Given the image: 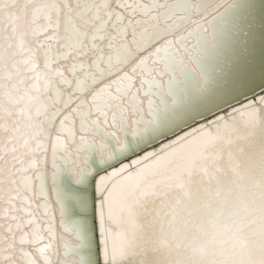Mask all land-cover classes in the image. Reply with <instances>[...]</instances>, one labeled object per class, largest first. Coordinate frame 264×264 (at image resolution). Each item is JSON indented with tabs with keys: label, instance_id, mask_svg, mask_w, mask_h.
<instances>
[{
	"label": "snow or ice",
	"instance_id": "1",
	"mask_svg": "<svg viewBox=\"0 0 264 264\" xmlns=\"http://www.w3.org/2000/svg\"><path fill=\"white\" fill-rule=\"evenodd\" d=\"M257 65L264 0H0V264H264Z\"/></svg>",
	"mask_w": 264,
	"mask_h": 264
},
{
	"label": "bare ground",
	"instance_id": "2",
	"mask_svg": "<svg viewBox=\"0 0 264 264\" xmlns=\"http://www.w3.org/2000/svg\"><path fill=\"white\" fill-rule=\"evenodd\" d=\"M256 69H259V66L257 65L256 67H255ZM255 68H253V69H244V70H242L239 74H237L236 76H235V78H234V80H233V83H232V86L231 87H238L239 85H241L242 83H244L245 81H246V79H247V75L249 74V75H253L254 74V72H256V71H254L255 70ZM255 75V74H254ZM257 79V78H256ZM261 80V79H260ZM247 83H248V81H247ZM241 87V86H240ZM248 87V86H247ZM247 87H245V88H247ZM241 88H243V87H241ZM245 88H243L242 90L240 89L239 91H238V88H237V90L236 91H238L239 93H240V96H241V93L243 92V90H245L243 93H245V92H247L246 90H248V88L247 89H245ZM264 88V82H262V83H259V84H255V85H252V87H251V89L247 92V93H245L244 95H246V96H244V97H247L248 95H251V94H253V93H255V92H257V91H259V90H261V89H263ZM233 89H236V88H233ZM234 91V90H233ZM242 91V92H241ZM243 93H242V95H243ZM239 95H238V97L237 96H235V98L236 99H231L232 100V103L234 104V103H236L237 102V100L238 101H240L242 98H244V97H240ZM49 172H51V168H49ZM54 207H55V204L53 205ZM57 231H58V233H59V228H57ZM68 239H69V241L70 242H72V243H75V241L74 240H72V238L71 237H68Z\"/></svg>",
	"mask_w": 264,
	"mask_h": 264
},
{
	"label": "rangeland",
	"instance_id": "3",
	"mask_svg": "<svg viewBox=\"0 0 264 264\" xmlns=\"http://www.w3.org/2000/svg\"><path fill=\"white\" fill-rule=\"evenodd\" d=\"M257 70V71H256ZM254 71H256V72H254V74L253 75H247V79H246V81L244 82V83H242L241 85H239L238 87H231V94L227 97V99H229V100H231L233 97H235V96H237L238 97V95L240 96V89L242 90L243 88H245V87H247L248 88V90H246L247 92L251 89V87H252V85H255V84H259V83H262V82H264V74H262L261 73V71H260V69H256L255 68V70ZM257 78V79H256ZM261 79V80H260ZM247 81H248V83H247ZM243 87V88H241V87ZM233 88H236V89H233ZM237 88H238V91H236L237 90ZM240 88V89H239ZM247 88H245V89H247ZM234 90V91H233ZM245 90H243V92H244ZM242 92V91H241ZM242 92V93H243ZM247 92H245V93H247ZM242 93H241V98L242 97H244V96H246V95H244L245 93H243V95H242Z\"/></svg>",
	"mask_w": 264,
	"mask_h": 264
},
{
	"label": "water",
	"instance_id": "4",
	"mask_svg": "<svg viewBox=\"0 0 264 264\" xmlns=\"http://www.w3.org/2000/svg\"><path fill=\"white\" fill-rule=\"evenodd\" d=\"M263 89H264V88H263ZM261 90H262V89H261ZM261 90L255 92V93H253V94H251V95H248L247 97L242 98V99L239 101V103H245V102H246V98H247V99H253V98H255L256 95H258V94L261 93ZM234 104H236V103H234ZM193 126H195V125H193Z\"/></svg>",
	"mask_w": 264,
	"mask_h": 264
}]
</instances>
